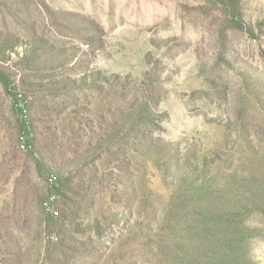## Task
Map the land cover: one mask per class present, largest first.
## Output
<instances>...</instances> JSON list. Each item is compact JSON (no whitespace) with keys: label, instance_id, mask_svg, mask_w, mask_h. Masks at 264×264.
Segmentation results:
<instances>
[{"label":"rangeland","instance_id":"obj_1","mask_svg":"<svg viewBox=\"0 0 264 264\" xmlns=\"http://www.w3.org/2000/svg\"><path fill=\"white\" fill-rule=\"evenodd\" d=\"M242 2L257 38L210 0H0V43L18 38L22 54L42 37L48 57L63 52V66L50 59L43 71H23L13 53L0 58V68L33 103L27 113L42 119L34 136L45 155L69 166L89 156L100 183L80 219L99 216L116 233L99 256L97 235L79 229L71 214L69 246L47 249L38 204L47 181L19 143L11 95L0 85V264H53L49 253L60 264H164L139 236L131 239L137 231L129 222L104 216L128 210L132 219L153 221L182 176H196L195 183L217 175L213 196L183 193L178 219V260L202 262L205 244L189 238L190 223L221 208L232 173L247 184L264 180V0ZM97 71L104 77L94 80ZM83 75L85 84L70 79ZM54 206L61 215V204ZM248 223L261 227L248 258L264 264V216L255 213Z\"/></svg>","mask_w":264,"mask_h":264},{"label":"trees","instance_id":"obj_2","mask_svg":"<svg viewBox=\"0 0 264 264\" xmlns=\"http://www.w3.org/2000/svg\"><path fill=\"white\" fill-rule=\"evenodd\" d=\"M210 1L223 7L239 28L252 33V24L244 19L242 0ZM257 25L262 26L263 23L260 22ZM253 36L257 38L258 35L253 34ZM21 46L22 41L18 38L9 37L4 39L0 43V58H11L12 54L16 53L23 71H34L35 69L43 71L44 64L50 59L58 61V65L63 66V52L57 54L58 58L48 57L46 40L42 37L27 43L22 54L18 50ZM48 69L54 70L56 67ZM91 76L94 80L104 77L100 71L91 74ZM87 77L88 75H83L79 78H69L73 79L74 82L80 80L85 84ZM247 77L251 79V77ZM15 83L16 80L13 75L0 68V85L6 93L11 95L12 109L19 124L18 130L21 134L19 143L22 146L25 145L28 154L33 156L36 168L47 181V189L38 199V204L43 214L40 225L45 234L47 249L51 250L50 248H53V250L61 249L64 251L69 246L68 244L72 239L67 231L66 218L72 214L77 218L76 225L79 229H83V232H94L97 235L99 240L97 253L99 256H103L108 252V245H104L105 239L108 238L113 243L116 240L115 231L112 228H108L104 224V220L99 216L89 217L87 221L80 219L81 214L89 215L87 209L89 191L97 183H100L99 174L89 167L88 155L77 158V160L73 161V166H69L67 163L53 162L51 157L49 158L43 153L41 149L42 143L37 141L34 136L35 130L37 131L35 122H39L42 119L37 115L31 116V114L27 113L30 108H34V105L25 97L23 98V95L18 92V87ZM141 109L143 112H148V108L144 107ZM39 114L43 116L44 112L40 111ZM56 133L57 131L53 134ZM38 134L42 135L43 133L40 132ZM229 177L228 181L223 184L225 197L221 208L216 205L211 206L204 214H200L201 217L199 219L192 221L189 225L191 228V236L189 238H194L205 244L201 247L202 253L198 252L199 256L202 255L203 260L205 259L204 254L210 256L207 257L204 264H254L248 258V253L252 240L259 233L261 227L249 224L248 219L255 213H260L264 216V180L247 184L246 177L235 173H232ZM195 178L196 176L193 175H185L180 178L178 184L176 183L172 189L163 215L158 219L149 222L140 218L132 219L130 217L132 211L128 210L112 213L109 217L104 216V219L108 223L125 219L129 222L128 229L137 231L131 239L139 236L142 239L140 244L143 248L152 254L159 255L160 253L163 255L162 263L184 264L182 260H178L179 255L175 253L176 245H174L180 233L178 226V219H180L179 217L182 214L180 210L185 206L183 193L185 192V197H191L189 194H195L196 192V194L206 192L207 196H213L216 191L214 186L222 182L217 178V175L203 176L200 181L198 180L194 183ZM185 184H189V187L184 186ZM233 186H236L237 193L233 192ZM182 201L183 205L181 206ZM55 203L61 204V207L58 206L61 215L56 216L55 211H58L55 209ZM79 243L80 245L83 244L82 246L86 245L85 249L88 248L84 242ZM128 244L129 241L126 242V245ZM76 247L79 248V246ZM201 248L198 251H201ZM119 252H113L111 258L113 260L115 258L118 259ZM8 259L5 258V263L11 264ZM47 259H50L53 264L63 262L60 257H55L54 253H49ZM203 260L202 262L199 260L200 264H203ZM193 264L199 263L195 262Z\"/></svg>","mask_w":264,"mask_h":264},{"label":"built area","instance_id":"obj_3","mask_svg":"<svg viewBox=\"0 0 264 264\" xmlns=\"http://www.w3.org/2000/svg\"><path fill=\"white\" fill-rule=\"evenodd\" d=\"M56 214H58V212H56Z\"/></svg>","mask_w":264,"mask_h":264}]
</instances>
